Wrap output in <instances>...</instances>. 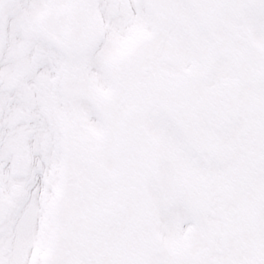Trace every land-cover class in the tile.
Instances as JSON below:
<instances>
[{
	"label": "snow or ice",
	"instance_id": "1",
	"mask_svg": "<svg viewBox=\"0 0 264 264\" xmlns=\"http://www.w3.org/2000/svg\"><path fill=\"white\" fill-rule=\"evenodd\" d=\"M0 264H264V0H0Z\"/></svg>",
	"mask_w": 264,
	"mask_h": 264
}]
</instances>
